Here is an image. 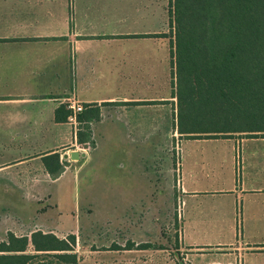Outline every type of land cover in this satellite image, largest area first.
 <instances>
[{"label":"crops","instance_id":"0c3cea01","mask_svg":"<svg viewBox=\"0 0 264 264\" xmlns=\"http://www.w3.org/2000/svg\"><path fill=\"white\" fill-rule=\"evenodd\" d=\"M169 8V0H0V204L8 211L0 242L9 232L72 234L78 264H84L81 242L96 245L85 247L86 264H141L135 252L152 247L155 210L132 207L128 216L119 209L114 217L105 208L99 219L92 206L81 226L60 207V181L88 164L119 189L139 190L142 177L148 190L156 189V161L142 169L133 151L114 158L109 149L139 148L140 133L173 130ZM71 100L83 107L75 121ZM60 106L64 120L55 119ZM85 125L93 146L77 142ZM238 137L202 150L197 174L175 181L177 249L198 250V264H264V136ZM123 138L128 141L116 140ZM71 151L84 155L63 158ZM54 153L62 164L57 176L43 160ZM138 212L148 220L135 218ZM139 234L148 238L141 247ZM126 240L133 244L126 247ZM205 247H214L215 258H204ZM183 259L191 264L189 254Z\"/></svg>","mask_w":264,"mask_h":264},{"label":"trees","instance_id":"16d2710c","mask_svg":"<svg viewBox=\"0 0 264 264\" xmlns=\"http://www.w3.org/2000/svg\"><path fill=\"white\" fill-rule=\"evenodd\" d=\"M169 7L175 69L178 74L179 60L184 59L182 77L192 97L197 94L195 86L205 85L212 99L234 102L238 110L249 107L251 113L241 116L246 125L232 132L264 136V0H169ZM176 99L179 104L180 96ZM62 108L55 110L56 120H64ZM93 117L99 118L98 109ZM192 129L178 126L177 132L188 138H217L231 132ZM76 136L78 144L93 146L89 125ZM43 160L52 176L62 171L58 153ZM74 246L72 234L59 238L41 231L29 237L9 232L0 242V264H78Z\"/></svg>","mask_w":264,"mask_h":264},{"label":"rangeland","instance_id":"374dc122","mask_svg":"<svg viewBox=\"0 0 264 264\" xmlns=\"http://www.w3.org/2000/svg\"><path fill=\"white\" fill-rule=\"evenodd\" d=\"M179 55L181 57L183 53L180 52ZM183 66L184 59H180L178 74L177 70L174 69L175 94L178 97L180 96L181 99L173 112V119L171 120L173 130L171 132L144 133L146 137H142L143 133H140L141 137L137 138L141 141L139 148H126L120 144L118 148L109 149L113 152L111 156L114 158L126 156L129 150L133 151L135 158L140 157L142 169L148 168L149 164L152 165L156 161L157 186L155 190L152 187L151 190H148L145 185L147 181L143 177L140 179L139 190L135 188L133 192L132 189H119L116 180H105L100 174L94 172L91 165L88 164H84V166L79 168L74 176L73 172H71L60 181L63 184L59 196L60 207L64 213H69V215L73 213L79 219L81 226L86 215L92 213V206L96 209L95 214L99 219H101V209L105 210V208L114 217L119 214V209H123L124 213L129 210V213L126 212L128 216L133 215L132 207L150 206L151 209L155 210L156 227L154 231L151 229L152 233L149 239L151 240L150 243H153L151 244L152 247L148 251L135 252L136 258L141 264H149V262L154 260L157 264H190L188 260L183 259L186 254H189L191 264H198L197 259L198 257L200 258L198 250H191L187 247L177 249L181 204L178 198L180 196L179 188L175 187V181L179 180L182 175L197 174V168L201 167L205 158L200 156L202 150L213 149L217 145H221L222 141L227 140V138L239 140L238 136H247L246 133H235L232 131L239 128V126L246 125L243 124L241 116L250 114V108L242 106L238 110L236 106H233L234 102H223L218 97L212 99L208 95L209 89L205 85L201 87L195 86L197 94L192 97L188 88L189 83H186L184 77H182V73H184ZM176 101L178 100L176 99ZM230 104L233 105L231 106ZM178 126L192 127V130L196 131L228 130L231 132L217 138H188L177 132ZM258 135L261 134L259 133ZM116 140L120 143L128 141L124 138ZM145 143L147 144L145 145ZM149 144H151L150 148L147 147ZM171 164L173 170L169 167ZM171 178L174 188L170 187L172 184L170 183ZM7 213L5 206L0 204V222L3 221ZM135 218L140 221L148 220L142 212L135 214ZM1 236L2 234H0ZM145 238L144 235L140 234L139 238L136 236L137 241H141L137 244V247L145 245L143 243ZM132 244L127 240L125 242L126 247ZM97 245L98 249L104 248L100 243H97ZM95 246V244L88 245L84 242L79 244V248L82 247L84 264L88 261L85 257L88 256L85 247L95 248ZM204 250L203 255L205 254L206 256L204 258H215L214 247H205Z\"/></svg>","mask_w":264,"mask_h":264},{"label":"built area","instance_id":"2783aa9c","mask_svg":"<svg viewBox=\"0 0 264 264\" xmlns=\"http://www.w3.org/2000/svg\"><path fill=\"white\" fill-rule=\"evenodd\" d=\"M68 107L71 109V115L69 116V119L75 121L76 114L80 112L83 107L81 104L75 102L74 100L68 101Z\"/></svg>","mask_w":264,"mask_h":264},{"label":"water","instance_id":"95a60500","mask_svg":"<svg viewBox=\"0 0 264 264\" xmlns=\"http://www.w3.org/2000/svg\"><path fill=\"white\" fill-rule=\"evenodd\" d=\"M80 155L83 156L84 153H79L77 151H71L69 155L67 153L63 154V158L70 157V159H78Z\"/></svg>","mask_w":264,"mask_h":264}]
</instances>
